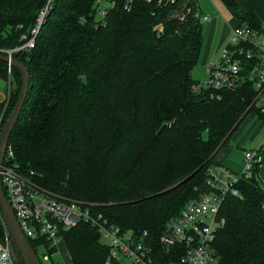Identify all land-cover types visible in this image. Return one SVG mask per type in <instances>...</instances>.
Here are the masks:
<instances>
[{
    "label": "trees",
    "instance_id": "1",
    "mask_svg": "<svg viewBox=\"0 0 264 264\" xmlns=\"http://www.w3.org/2000/svg\"><path fill=\"white\" fill-rule=\"evenodd\" d=\"M221 2L237 24L264 34L239 0ZM42 3L0 0V49L19 44ZM102 6L53 0L34 47L13 53L28 70V89L8 143L18 171L43 191L156 241L184 204L208 189L207 169L252 110L255 87L241 78L210 97L193 78L203 44L202 22L193 16L199 0H132L128 9L125 0H113L104 21ZM6 68L0 61V76ZM11 73L6 117L20 92V74L13 67ZM257 166L238 180L240 196L228 195L220 207L218 264H264ZM60 235L72 264H125L106 263L107 245L88 222ZM28 241L34 248L37 241Z\"/></svg>",
    "mask_w": 264,
    "mask_h": 264
},
{
    "label": "built area",
    "instance_id": "2",
    "mask_svg": "<svg viewBox=\"0 0 264 264\" xmlns=\"http://www.w3.org/2000/svg\"><path fill=\"white\" fill-rule=\"evenodd\" d=\"M101 2L104 6L98 8L97 12L104 21L113 0H96V3ZM131 2L125 0V8L128 9ZM160 2L162 0H158ZM52 4L53 0H43L33 24L21 33L19 44L0 49V52L11 57L14 52L33 48L35 37ZM193 16L200 22L210 20L209 13H203L200 9H196ZM11 68L7 63L5 80L0 86V130L6 119L12 90ZM243 69L246 72L241 76ZM205 74L206 80L199 85L211 90L210 97L215 95L213 92L234 89L241 78L253 82L255 95L250 103L251 112L264 121V34L261 31L245 24L232 27L230 42L215 60L205 66ZM13 157V150L8 143L0 166L2 188L21 231L27 239L37 241L33 248L35 252L38 247L46 252L49 246L56 247L62 241V230L85 221L98 230L107 245L106 263L114 259L131 264H218L213 241L218 228L224 223V218L219 215L222 202L228 195L240 196L238 180L249 175L258 165L257 149L243 152L242 169L238 173L223 164L212 163L207 169L205 180L208 189L188 200L179 214L165 224L162 234L154 241L145 230L124 229L109 221L101 211L93 212L90 206L60 199L43 191L27 176L21 175ZM0 225V264H20L1 213Z\"/></svg>",
    "mask_w": 264,
    "mask_h": 264
},
{
    "label": "rangeland",
    "instance_id": "3",
    "mask_svg": "<svg viewBox=\"0 0 264 264\" xmlns=\"http://www.w3.org/2000/svg\"><path fill=\"white\" fill-rule=\"evenodd\" d=\"M199 7L203 13L211 14L210 22H202L203 44L197 64L192 70L193 78L197 82L201 83L206 80L205 66L212 61H210V59L215 60L218 57L222 48L230 42L231 29L232 27L236 26L237 22L232 17H229L228 11L221 2V0H199ZM225 37L227 43H225L224 46L219 49L220 42H222ZM0 77V86H2L5 80V76ZM13 85L14 83L12 80V87ZM253 115L255 116L257 121L262 124L261 131L260 129H258V136L254 137V134L250 135L249 132L245 133V129L240 130L242 136L238 140L242 138V141L240 143H237V145L240 146V151L242 150V148L245 147H256L258 145L257 142H259L260 139L262 140L261 143L259 142L260 145L264 144V122L260 120L254 112L252 113V116ZM229 143L231 145V142ZM63 244L64 243H62V241H59L56 246V251L51 254H48L42 247H38L36 253L40 258L41 263L69 264L68 252L63 246ZM44 255H46V258H44ZM124 263L131 264L129 261H124Z\"/></svg>",
    "mask_w": 264,
    "mask_h": 264
},
{
    "label": "water",
    "instance_id": "4",
    "mask_svg": "<svg viewBox=\"0 0 264 264\" xmlns=\"http://www.w3.org/2000/svg\"><path fill=\"white\" fill-rule=\"evenodd\" d=\"M0 61L9 63L11 67L15 68L20 74V92L12 110L5 119V122L0 130V166L3 163L4 153L8 144L10 133L18 119L20 111L22 109L25 96L28 89V70L23 62L16 59L14 56L9 57L8 55L0 52ZM1 168V167H0ZM190 176V175H189ZM189 176L185 177L174 186L178 185L182 181H185ZM0 213L3 217V221L11 240L12 248L15 255L18 257L20 264H42L40 258L36 254L33 247L30 245L28 239L21 231L13 210L5 197L1 174H0Z\"/></svg>",
    "mask_w": 264,
    "mask_h": 264
},
{
    "label": "crops",
    "instance_id": "5",
    "mask_svg": "<svg viewBox=\"0 0 264 264\" xmlns=\"http://www.w3.org/2000/svg\"><path fill=\"white\" fill-rule=\"evenodd\" d=\"M239 3L243 5L245 8L252 10L257 15V17L260 19L262 23V28L264 29V0H239ZM228 14H229V17L231 18L229 11H228ZM209 15L211 19V14ZM234 20H236V22L238 23L237 19H234ZM226 41L227 40L225 37L223 41L220 42L219 49L222 48L225 43H227ZM211 60L213 59H210V61ZM252 113H247V115L242 119V121L239 123V125L237 126V128L234 130V132L232 133L230 137L229 142H231V145L228 142L227 145L223 146L215 155L213 163L223 164L227 166L228 168H230L231 170L238 173L242 169L243 152L247 149H258L260 150V153L258 157V166H257L255 175L257 176V178H260L264 183V144L260 145L262 140L259 138L260 143L257 142L258 145L256 144L257 145L256 147H251V146L245 147V148H242L241 151H240V146L237 145V143H240L242 141V138L238 140L242 136V133H240V130L245 129V133L249 132L250 135L254 134L253 135L254 137L258 136L257 135L258 129H260L261 131L262 124H260V122L257 121L254 115L252 116ZM252 172L253 171H251L250 174ZM62 243L64 242L62 241ZM63 246L65 247V244H63ZM69 264H72L70 257H69Z\"/></svg>",
    "mask_w": 264,
    "mask_h": 264
}]
</instances>
